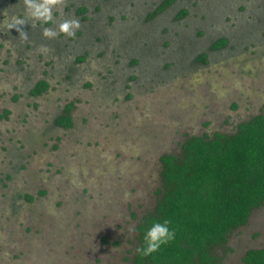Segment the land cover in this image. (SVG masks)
Segmentation results:
<instances>
[{
  "label": "rangeland",
  "instance_id": "rangeland-1",
  "mask_svg": "<svg viewBox=\"0 0 264 264\" xmlns=\"http://www.w3.org/2000/svg\"><path fill=\"white\" fill-rule=\"evenodd\" d=\"M162 1L67 0L53 15L56 24L79 20L74 38L62 36L71 46L43 56L30 49L28 72L11 64L0 74V105L12 85L23 92L28 74L41 76L44 62L56 90L69 88L66 96L80 100L72 133L52 152L25 138L19 120L10 124L22 143L8 144L5 170L35 152L24 189L36 201L16 216L23 226L10 224L8 244L0 241V264H129L134 228L159 196V155L178 154L186 136L231 132L252 115L264 117V0H172L157 11ZM10 5L1 16L22 13ZM182 8L187 13L177 17ZM220 37L227 44L210 49ZM53 104L44 124L31 120L32 127H48L58 112ZM64 114L59 121L66 123ZM263 247L264 202L213 251L221 264H243L246 250Z\"/></svg>",
  "mask_w": 264,
  "mask_h": 264
},
{
  "label": "trees",
  "instance_id": "trees-1",
  "mask_svg": "<svg viewBox=\"0 0 264 264\" xmlns=\"http://www.w3.org/2000/svg\"><path fill=\"white\" fill-rule=\"evenodd\" d=\"M171 2L163 0L157 11ZM186 13L182 8L176 16ZM226 44L227 39L220 37L210 49ZM204 57V53L199 55L201 60ZM44 87L41 82L36 90ZM64 116L66 123L59 121L62 116L57 122L67 126V111ZM159 163V196L134 228L136 247L129 264H221L214 248H223L227 235L245 224L250 212L264 202L263 115L238 122L231 132L186 136L179 153H163ZM164 219L171 220L175 239L141 257L136 249L144 246L146 231L154 221ZM241 261L264 264V247L246 250Z\"/></svg>",
  "mask_w": 264,
  "mask_h": 264
},
{
  "label": "crops",
  "instance_id": "crops-1",
  "mask_svg": "<svg viewBox=\"0 0 264 264\" xmlns=\"http://www.w3.org/2000/svg\"><path fill=\"white\" fill-rule=\"evenodd\" d=\"M14 87L15 85H12L11 88ZM51 88H54V86H52ZM49 96L51 95L49 94ZM52 101L54 103L53 107L56 109L58 108V112L57 113L55 112L53 115H51L49 121L48 119L45 121L48 122V127L46 126L45 130H41V131L36 130V127H32L30 121L39 120L41 123L44 122V121L42 122V120L44 119L43 115L48 109L47 103L49 102L47 95L33 99L31 97H28V95L26 96V94L22 96L21 92L15 89V90H11V92L9 93V97L7 98V100L4 101V105L3 104L0 105V109H5L3 110V112H5V115L0 120V138H1L0 167L4 166L3 170L0 172V215L2 214L4 217L6 216V221L4 220V222L0 223V227H1L0 241L2 242L7 243L6 241H4V238L7 237V235L5 236V233L9 230L8 228L10 224L15 223L16 228H19L24 225L22 220H20L18 217L16 218V216L23 214L24 210L29 206H30L29 208H31L33 202L36 201V196L31 195L27 189H24L27 178H32L30 177L31 173H27V167L29 165L34 166L35 163L37 164L36 158L33 157L35 152H33L34 154L31 153L29 156L19 159L20 161L16 165L17 166L16 169L5 170L6 168H9L11 164V161H9L10 159L6 160V162L4 160L7 159V157H9L8 144L22 143V140L19 138V136L16 135L17 130L16 129L11 130L10 124L13 122L14 119L19 120L17 121V124L19 128H25L24 130L25 132L24 136H26L25 138L28 139L33 138V140L35 141V142L33 141L34 145H38V143H40V145L42 144L40 149L44 148L46 145L50 147L51 152L58 149L59 145H61L62 137L65 133L63 128L66 127L57 122L58 118L64 114V112L61 113L63 104L62 106L60 105L63 102V100L58 95H55ZM20 105L21 108L20 110H18V106ZM16 111H20V112L17 113ZM71 112L75 114V110ZM59 113H61L60 116ZM73 116L74 115H72L71 119L69 117L68 118L70 123L73 122L75 124L76 122H74ZM81 120L84 121L85 119L82 117ZM56 126H58V128H56ZM2 129H4L3 131L4 133H1ZM35 138L37 140H35ZM21 148H23V145L21 146ZM3 154L5 155L4 158H2ZM20 154L24 155L22 153ZM18 158H11V159L13 161V160H18ZM28 168L31 171L35 170L30 168V166ZM44 168L46 167L44 166ZM44 168H41L40 172L44 170ZM42 172L45 174V171ZM16 188H18L19 190H16ZM38 192H39L38 195L42 193L41 191ZM28 197H30V199H28ZM7 203L9 204V206H7ZM19 204L21 205V208L17 209V205ZM10 211H13L14 213L11 214Z\"/></svg>",
  "mask_w": 264,
  "mask_h": 264
},
{
  "label": "flooded vegetation",
  "instance_id": "flooded-vegetation-1",
  "mask_svg": "<svg viewBox=\"0 0 264 264\" xmlns=\"http://www.w3.org/2000/svg\"><path fill=\"white\" fill-rule=\"evenodd\" d=\"M5 2H8L9 4H11L10 9L12 7H15L18 10H21L22 13L18 11V14H16L17 12L14 13V11H13L14 15H11V16H9L7 13L4 14L3 16H1L2 13H0L1 20H2V21H0V24H3L2 22H4V21H7L10 23L11 18L13 16H16L19 18H22V17L24 18V6L21 2H19V0H0V8L3 7ZM37 24H39L38 25L39 27H37V26L31 27L30 24H25L23 26H20L21 29L27 33V37H28L27 40H23L22 35L19 34V32L17 30H15V28L8 30V28L6 26H0V35L3 34V36L5 37L4 39H6L7 41L11 40L12 41L11 44L15 48V49H9L6 47L7 45H5V43L3 41H0V49L1 48L6 49L3 52V54H0V74H5L4 72L7 68V66L9 67L11 64L15 65L16 67H21V70H26L28 68V65L26 62H27V60H29L32 57V56H30L31 50L37 51L36 53H39V49L41 48L42 45L47 46L49 48V50L50 49H61L62 43L65 44L64 45L65 47L71 46V44H69L67 41H64L65 39L62 37L64 35H61L62 40H59V37H57L55 39L44 38L42 35V29L43 28L40 27V23H37ZM58 44H60V45H58ZM43 54L44 53H42V56H43ZM79 56H81V55H79ZM77 57L75 60L76 63L84 60L83 59L81 61H77ZM49 65H50V63H48V62L43 63L41 76H38V75L32 76V75L28 74V78H27L28 84L26 85L25 90L23 92H21V95L24 96L26 94V96L28 95V97H31L33 99L47 95L50 102H52V99L55 95H58L63 100V102L60 104L61 106L63 104L62 109H61V113L64 112L65 107H67V106L69 107V105H70L69 109H67V114H68L69 118L71 119V117L73 115V113L71 111L77 109L76 108V105H77L76 102H80V100H78V101L72 100L71 101V99H69V96H66L65 92H68L69 88H68V90L66 88L65 91H63L62 89L56 90L57 89L56 85L54 88H51L52 86H54V84H53L54 82H53V79L51 78L53 75L51 74ZM26 72H28V69ZM41 82L45 83V87L42 90L37 91L36 89L38 88V85ZM15 89H17V86H15L14 88H11L10 92H11V90H15ZM58 92H59V94H58ZM62 92H64V93L61 94ZM49 94L51 96H49ZM3 110H5V109H0V120L5 115ZM61 113H59V116L61 115ZM82 122L85 123L86 119ZM73 127H75V124L73 122L64 128L62 127L65 131L64 135H68V131H70L69 133H72ZM56 128H58V126H56ZM31 140H33V138ZM35 140H37V139L35 138ZM161 155H159V157ZM159 157H158V161H159Z\"/></svg>",
  "mask_w": 264,
  "mask_h": 264
},
{
  "label": "clouds",
  "instance_id": "clouds-1",
  "mask_svg": "<svg viewBox=\"0 0 264 264\" xmlns=\"http://www.w3.org/2000/svg\"><path fill=\"white\" fill-rule=\"evenodd\" d=\"M67 0H22L24 6V18L13 16L11 22L4 21L0 26H6L8 30L16 29L22 35L23 40H27V33L20 26L30 24L35 27L37 23L55 25V27H44L42 35L46 39H55L59 35L67 38H74L76 32L81 28L78 19H65L56 24L54 10H59L66 4ZM33 22V23H30ZM41 53L47 54L49 48L42 45L39 49ZM170 219L154 221L144 235V246L136 249L141 257H147L158 252L162 246L167 245L175 239V231L171 230Z\"/></svg>",
  "mask_w": 264,
  "mask_h": 264
}]
</instances>
